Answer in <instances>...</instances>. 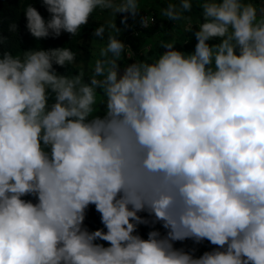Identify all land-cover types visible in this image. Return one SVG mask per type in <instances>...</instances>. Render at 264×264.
Masks as SVG:
<instances>
[{
    "label": "clouds",
    "instance_id": "1",
    "mask_svg": "<svg viewBox=\"0 0 264 264\" xmlns=\"http://www.w3.org/2000/svg\"><path fill=\"white\" fill-rule=\"evenodd\" d=\"M42 3L48 20L23 9L37 39L115 20L78 74L55 67L75 65L70 47L0 51V264H264V2L168 0L160 16L197 28L195 50L173 39L123 66L116 17L140 0ZM90 206L103 228L86 227ZM189 239L216 247H175Z\"/></svg>",
    "mask_w": 264,
    "mask_h": 264
},
{
    "label": "trees",
    "instance_id": "2",
    "mask_svg": "<svg viewBox=\"0 0 264 264\" xmlns=\"http://www.w3.org/2000/svg\"><path fill=\"white\" fill-rule=\"evenodd\" d=\"M168 0H140L141 13L150 14L156 18V23L149 25L147 28H138L137 33H131L130 31L136 26V23L131 22V26L126 31V36H122L121 40H125L131 45L132 50L136 53L133 59H143L142 52L145 48H150L148 53L150 57H155L160 53L166 51L164 48H160L161 43L168 42L169 40H175L177 42L176 47L182 48L184 52L191 53L195 50V47L191 44V41H196L194 32L186 33L184 26L179 22H171L160 16V9L166 6ZM28 3H31L41 15L48 20L50 14L46 7L43 5L42 0H0V35L5 37V41L0 45V51H11L13 54L17 52L28 51L32 49H55L61 47H70L73 51L79 54L83 49L82 41L89 37H94V29L99 26V22L94 21L96 13L90 17L87 25H85L81 32L73 37L69 33H62L61 36H49L47 38L37 39L31 35L27 29V19L24 12V8ZM259 4V0H257ZM138 16V20H140ZM200 9L194 5L193 21L201 19ZM164 22L161 24L160 22ZM16 25V31H10V25ZM173 31L176 32L174 35ZM217 40H212L210 43H216ZM122 62H124L125 56L122 55ZM56 70L61 74H77V68L75 65L69 64L64 67L55 66ZM30 198V197H29ZM85 225L89 230L94 231L103 228L101 223L100 214L95 210V206H90L87 210ZM142 225L139 226L138 232ZM106 230V229H105ZM164 232V229L161 230ZM204 246L198 245L193 240L189 239L183 242H176L177 248H183L185 251L193 252L197 257L203 255L206 251L212 250V245L207 240L204 242Z\"/></svg>",
    "mask_w": 264,
    "mask_h": 264
},
{
    "label": "rangeland",
    "instance_id": "3",
    "mask_svg": "<svg viewBox=\"0 0 264 264\" xmlns=\"http://www.w3.org/2000/svg\"><path fill=\"white\" fill-rule=\"evenodd\" d=\"M261 2H264V0H261ZM92 19H94V21H96V22H101V23L104 22L105 20H115L114 17H111L107 13H101L99 10H97V13H96L95 17L92 18ZM122 19H123V15H118L116 17L117 27L121 29V34H120V37H119L120 39H122V36H126V31H125L126 30V25L124 23H121ZM130 21H132L133 23H136V21H138V16L135 19H133L131 16H129L127 23H129ZM160 23L164 24V22H162V21ZM183 26H184L185 32L189 33V34L194 32L195 30H198L197 28L194 27L192 31H187L188 28L190 27V25L184 24ZM173 33H174V35L176 34L175 31H173ZM107 39H108V34L106 33L104 38H103V40H101L100 38H97V37H89V38H86V39H84L82 41L83 49L76 56V60H75V66L77 68V74H78V72L80 70V67H83L84 70L87 71L91 61H92L93 65H94V60L98 56L99 49L101 47H105L106 46ZM196 43H197V41H191V44L194 47H195ZM178 49L183 51L182 48H178ZM125 59L126 60L124 62H121L122 66L124 64L134 62V60H139V59H136V58L135 59L131 58V60H130L129 58H126V57H125ZM155 228L159 229L160 231L163 229L159 224L155 225ZM151 230H153V226L152 225H142V227H141V229L139 231V234L143 238L147 239V234ZM205 241L201 242L202 246L205 245L204 244ZM98 242L99 243H104L107 246V242H103V241H98ZM198 245H200V243ZM215 247L216 246L212 245V250Z\"/></svg>",
    "mask_w": 264,
    "mask_h": 264
},
{
    "label": "built area",
    "instance_id": "4",
    "mask_svg": "<svg viewBox=\"0 0 264 264\" xmlns=\"http://www.w3.org/2000/svg\"><path fill=\"white\" fill-rule=\"evenodd\" d=\"M145 15H147L149 18H150V20H151V18H155L154 16H152V15H150V14H144V15H142V16H145ZM132 21H130L129 23H127V25H126V31H128L129 30V28H130V26H131V23ZM155 23H156V18H155ZM152 23H150L149 25H151ZM137 27L138 28H142L141 26H140V23H139V20L137 21V24H136V26L132 29V31H130L129 32V34H131V33H137ZM124 42H125V40H124ZM130 48L128 49V52H130L131 53V57L130 58H132V57H135L136 56V53L132 50V47H131V45L130 44H128L127 42H125ZM125 57L126 58H129V57H127L126 55H125Z\"/></svg>",
    "mask_w": 264,
    "mask_h": 264
}]
</instances>
